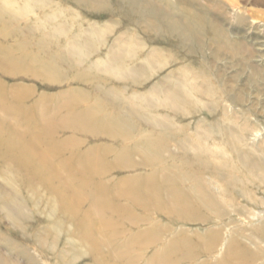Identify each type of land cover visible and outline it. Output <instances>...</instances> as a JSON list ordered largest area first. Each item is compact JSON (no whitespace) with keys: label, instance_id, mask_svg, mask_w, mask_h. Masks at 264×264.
Returning <instances> with one entry per match:
<instances>
[{"label":"rangeland","instance_id":"1","mask_svg":"<svg viewBox=\"0 0 264 264\" xmlns=\"http://www.w3.org/2000/svg\"><path fill=\"white\" fill-rule=\"evenodd\" d=\"M93 1L0 0V11L5 17L14 12L12 19H7L12 23L11 32L15 35L2 38L1 43L11 44L18 36L30 38L29 50L35 56L38 55L45 62L52 61L59 66V72H53L46 78L29 74V69L26 68L12 75L0 71V81L5 83L8 91L15 89L13 92H24L27 96L25 107L33 106L45 98H51L49 100L53 104L60 98L68 101L75 99L80 110L101 102L104 103L103 112L107 115L116 119L123 116L127 118L133 128L129 130L128 141H114L102 135L90 137L74 134V137L80 140L76 150L85 152L93 146L104 145L109 148V152H106L108 161L114 164L123 161L121 164L128 165L124 162L128 159L127 155L121 152L132 151L129 159L133 164L140 166L136 169L114 166L105 177L111 184L126 177L150 173L151 169L143 166V154L135 151L136 144H142V149L152 146L161 149L163 158L157 166L174 169L185 177V186L189 187L193 183L189 178L196 175L197 171L196 167L191 165L194 159L187 149H184V144L203 137L202 142L207 141L210 150L227 153V158L231 160L230 147L221 131V128L225 127L246 136L241 148L250 155L254 163H260L264 170V0L133 1L131 9L138 5L151 7V4H158L160 10H155L158 15L151 11L152 17L138 16L128 11L119 14L117 8L121 4L118 5V0ZM99 1L102 9L98 6ZM190 9L203 16L208 14L209 18L226 31L229 39L221 36L208 23L202 27V21L198 17L195 19L191 16L186 20ZM162 17L166 20H162ZM169 18L179 22L178 27L172 31L174 34L166 25L170 23ZM194 20H199L196 27L191 26ZM26 23L34 27L33 31L27 28ZM94 25L100 27L106 43H97L99 49L96 53H88L84 57L72 56L75 48L69 45L67 40L71 41L82 31H88L84 33L88 36ZM61 28L63 30H60ZM44 36L47 37L44 39H49V43H40ZM128 39H133L138 44L137 51L140 53V58L129 66H144L148 70L147 75L139 77L136 81L107 72L101 63L116 40ZM229 41L236 46L232 47ZM38 46L41 49L39 53ZM148 55L153 58L151 63ZM97 62H100V67L95 66ZM30 69L33 70L32 67ZM184 71L190 80L196 81L201 87L204 85V88L214 90L216 97L220 98H217L219 102L213 104L208 101L210 98L192 97L194 103L184 105L182 113L168 106L164 94L161 95L159 91L161 87L168 89L174 81V76H179L177 73ZM109 88L116 89L113 98L105 95L106 89ZM144 94L157 102L155 108L139 107L142 105L139 96ZM205 102L207 105H203ZM52 105L49 108L42 105L40 109L51 110ZM151 121H157L161 126L156 127ZM118 129L119 132H125L120 130L122 127ZM69 135L70 132L62 133L63 137ZM233 156L236 161L235 155ZM215 158H210L211 167L222 165L220 158ZM1 165L3 162L0 159ZM261 168L255 170L256 176L248 177L249 183L238 185L237 191L234 192L232 187H229V193L220 195L224 210L211 209L202 204L197 205V208L185 205L179 210V213L186 215L185 220L176 218V214L169 218L162 214L137 211L149 218L145 219L146 222H139V225L125 223L123 228L129 230L127 229V234L119 237L129 238L135 234L134 231L151 227L154 221L162 227L165 226L159 242L142 250L143 258L137 260V264H143V259H147L158 249L162 250L171 240L182 242L185 239L191 241L193 249L196 248L195 259L189 261L182 258L176 264H223L225 252L231 245L230 239L234 237L249 250L244 256L245 259L251 264H264V172ZM222 169L232 172L231 169ZM238 172L244 174L243 169ZM208 176L211 177V174L208 173ZM153 177L162 179L164 176ZM213 186L219 193L222 192L221 181L215 179ZM0 192L3 200L17 213L25 215L19 219L21 221L15 222L0 203V262L58 264V254L69 252L62 259L71 262L69 264H94L93 259L84 254L74 258V251L72 252L68 241L69 236L50 228L52 223L59 220L68 222L67 215H50V207L45 205L44 200H37V207L23 185L12 190L1 176ZM66 224L72 231L73 227L69 223ZM56 239V248L52 251L49 245ZM183 249L189 250L185 247Z\"/></svg>","mask_w":264,"mask_h":264},{"label":"bare ground","instance_id":"2","mask_svg":"<svg viewBox=\"0 0 264 264\" xmlns=\"http://www.w3.org/2000/svg\"><path fill=\"white\" fill-rule=\"evenodd\" d=\"M46 1L49 2V0ZM89 1L94 2L93 0ZM133 1L118 0V5L121 4L117 8L119 14L122 11H128L138 16L152 17L154 11V14L158 15L155 13L156 9L160 10L158 4H151V7L138 5L135 9H131L134 5ZM98 6L102 9L100 1ZM189 13L186 20L191 16L195 19L198 17L202 21V27L208 23L221 36L224 35L225 39H229L226 36V31L209 18L208 14H204V16L196 14L191 9ZM8 14L7 17L12 19L11 16L14 12ZM5 16L0 11V71L3 74L12 75L26 68L29 69V71L26 70L29 74L41 78H46L53 72H59V66L57 67L52 61L45 62L40 56H35L29 50L31 49L30 38H19L18 36V39H13L11 44L9 42L1 43L2 38L15 36L11 32V30L13 31L12 23L8 22ZM161 19L166 20L163 17ZM169 22V24L166 23L169 26L167 28L174 34L172 31L178 27L179 22L171 18H169ZM198 23L199 20H194L191 26L196 27ZM26 25L30 30L34 28L28 26V23ZM32 31L30 32L32 33ZM86 32L82 31L71 41L67 40L68 44L75 48L72 56L84 57L85 54L96 53L99 49L97 45L106 43L100 27L97 25L91 28L88 36L84 35ZM44 38L47 37L44 36L42 42L39 39L38 41L49 43V39ZM229 44L232 47L236 46L230 41ZM137 45L133 39L116 40L109 48L106 58L101 61L105 70L131 81L139 80V77L147 75L148 70L144 66H134L133 68L129 66L140 58ZM39 46L38 53L44 48L40 46V49ZM147 58L151 63L153 58L149 55ZM36 64L39 66L37 67ZM95 66L100 67V62L95 63ZM177 74L179 76H174V81L168 89L161 87L162 89L159 91L161 95L164 94L168 106L182 113L184 105L194 103L192 97L196 98V96L210 98L208 101L217 104L219 97H216L214 90L204 88V85L201 87L196 81L190 80L185 71ZM14 90L8 91L5 83L0 81V159L3 162V165L0 166V176L5 179L12 190L23 185L37 207L38 202L36 201L44 200L45 205L50 207V215L61 213L68 216L66 219L68 222L59 220L52 223L50 228L69 236L68 241L72 252L74 251V258L84 254L90 256L94 264H137V260L143 258L142 250L156 245L159 242L160 234L165 230V226L162 227L154 221L151 227L144 230L138 229L134 231L135 234L132 232L134 235L129 238L119 237L127 234L128 228H123L125 223L139 225V222L149 218L137 211L162 214L169 218L176 214L178 215L176 218L184 219L186 215L179 213V210L183 209L185 205L197 208V205L202 204L211 209L224 210L220 195L229 193L231 191L229 187H232L234 192L237 191L238 185L249 183L248 177L256 176L255 170L261 168L260 163H254L250 155L241 148L244 145L243 142L246 141V136L239 131L236 132L234 129L225 127L221 128V131L230 147L231 160L227 158V153L210 150L207 141L202 142L203 137L184 144V149L186 148V151L194 159L191 165L196 167L195 171H197L196 175L188 177L193 181L191 186L186 187L187 180L185 181V177L174 169L157 166L163 158L161 149L156 146L142 149L140 148L142 144H136L135 151L143 154L145 157L143 166L151 169L150 173L126 177L111 184L110 180L105 177L111 169L115 168L114 166L130 169L140 166L133 164L129 159L132 151L121 152L128 158L124 162L131 166L121 164L123 161L119 162L120 164H114L108 161L106 152H109V148L104 145L93 146L85 152L76 150L80 140L74 137V134H85L90 137L102 135L110 137L114 141H128L130 139L129 130L133 128L127 118L123 116L116 119L112 115H107L103 112L104 103L101 102H96L89 108L80 110L77 108L78 102L75 99L68 101L60 98L53 104L49 100L51 98H45L40 99L33 106L25 107L26 94L13 92ZM115 91L116 89L113 88L106 89L105 95H109L111 98L116 93ZM193 93L195 96H192ZM141 99L142 105L139 107L153 109L157 106V102L146 94L140 95L139 101ZM42 105L47 108L52 105V108L43 110L40 109ZM203 105H207L206 102ZM151 123L156 127L161 126L157 121H151ZM121 127L120 130L126 133L119 132L118 128ZM64 132H70L71 135L63 137L62 133ZM166 149H168L167 146ZM233 155H235L236 161L233 160ZM211 157H219L222 165L211 167ZM222 168L231 169L232 172L223 171ZM241 169L244 171L242 175L238 172ZM261 170L264 172L263 168ZM208 173L211 174V177L208 176ZM154 175L164 177L158 179L153 177ZM213 179L221 181V193L213 186ZM39 193L42 195L40 196ZM0 203L8 216L15 222L21 221L19 219L25 217L3 200L1 192ZM66 223L73 227L72 231L67 228ZM120 228H122L121 231ZM230 240L231 245L225 252L223 264H251L248 259L244 258L249 252L247 247L242 246L235 237ZM57 241L58 239L49 245L52 247V251L55 250ZM183 247L189 250L183 249ZM195 249L191 246L189 239L182 242L171 240L162 250H156L142 262L143 264H176L182 258L192 261L196 256H194ZM68 253L58 254V264L71 263L62 260ZM180 253L182 254L179 257ZM2 262L0 264H4Z\"/></svg>","mask_w":264,"mask_h":264}]
</instances>
